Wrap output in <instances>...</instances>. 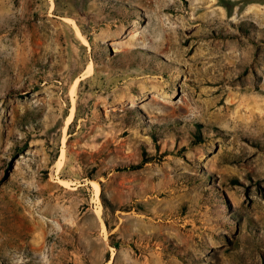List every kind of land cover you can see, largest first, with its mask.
I'll return each instance as SVG.
<instances>
[{"label":"rangeland","instance_id":"374dc122","mask_svg":"<svg viewBox=\"0 0 264 264\" xmlns=\"http://www.w3.org/2000/svg\"><path fill=\"white\" fill-rule=\"evenodd\" d=\"M0 264H264V0H0Z\"/></svg>","mask_w":264,"mask_h":264},{"label":"bare ground","instance_id":"6f19581e","mask_svg":"<svg viewBox=\"0 0 264 264\" xmlns=\"http://www.w3.org/2000/svg\"><path fill=\"white\" fill-rule=\"evenodd\" d=\"M92 67H93V66H92ZM92 67H91V68H92ZM89 73H90V71H89ZM95 184H97V183H95ZM96 187H97V186H96ZM97 188H98V187H97ZM98 189H99V188H98Z\"/></svg>","mask_w":264,"mask_h":264}]
</instances>
